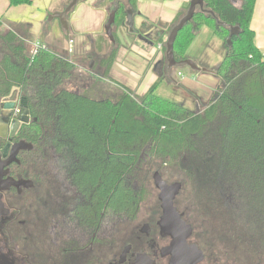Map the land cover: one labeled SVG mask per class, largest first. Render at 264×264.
Returning a JSON list of instances; mask_svg holds the SVG:
<instances>
[{"label":"trees","instance_id":"1","mask_svg":"<svg viewBox=\"0 0 264 264\" xmlns=\"http://www.w3.org/2000/svg\"><path fill=\"white\" fill-rule=\"evenodd\" d=\"M136 1H128L132 11H136ZM7 2L9 7H17L29 6L32 0ZM105 2L109 13L115 14L114 41L108 54L97 62L102 68L100 78L95 77L80 92L63 89L61 85L76 71V57L82 60V54L59 56L45 47L31 56L23 38L1 30L0 21L1 96H7L13 87L20 90V107L35 114V128L41 129L37 132L45 134L56 156L62 152L59 144L67 142L80 144L73 147L76 155L69 157L97 159L95 176L99 182L111 181L115 206L117 200H122L117 198V193L124 191L125 179L129 184L127 205L135 206L144 200L143 187H137L135 182L144 161L155 162L160 167L182 164L202 178L203 191H218L217 176L222 174L241 184L242 190L260 191L264 185V54L255 46L249 26L255 0H240L239 6L229 0H203L204 7L225 26L198 11L178 32L173 44L177 65L186 59L185 54L202 27L212 30L224 41L222 61L214 70H207L218 83L208 103L200 109H189L157 96L164 80L161 76L140 96L105 80L118 51L120 40L116 30L124 23L126 10L123 1L100 0L98 4ZM188 6H184L173 24ZM229 27L239 29L238 35L232 36L230 46L226 43ZM63 36L68 37L66 32ZM162 52L165 65V44ZM99 88L107 97L96 98L98 93L93 90ZM210 134L218 138L214 148L200 142ZM204 151L214 152L213 158L217 159L209 177L203 168L205 165L200 163ZM197 170L202 172L201 176L195 174ZM133 192L141 194L135 198Z\"/></svg>","mask_w":264,"mask_h":264},{"label":"flooded vegetation","instance_id":"2","mask_svg":"<svg viewBox=\"0 0 264 264\" xmlns=\"http://www.w3.org/2000/svg\"><path fill=\"white\" fill-rule=\"evenodd\" d=\"M119 1L129 6V0ZM144 25L132 31L149 32L154 40L159 26ZM1 84L0 264H264V185L247 192L230 176L218 175V191H203L199 205L191 196L183 208L177 201L183 183L162 179L182 185L174 206L190 236L176 245L158 225L162 212L153 180L152 207L143 206L147 200L127 205L126 179L115 206L111 181L95 176L98 160L69 157L80 144L67 142L59 144L56 156L45 134L37 132L35 114L20 107V90L13 87L2 97Z\"/></svg>","mask_w":264,"mask_h":264},{"label":"crops","instance_id":"3","mask_svg":"<svg viewBox=\"0 0 264 264\" xmlns=\"http://www.w3.org/2000/svg\"><path fill=\"white\" fill-rule=\"evenodd\" d=\"M70 0H32L29 6L9 7L7 0H1L4 11L0 13L1 30L12 31L26 42L30 52L31 45L37 43L47 47L59 56L101 53L108 54L113 42L105 35L104 24L109 14L107 2L98 4L97 0H82L67 15L66 28L59 21H47L49 14L63 11ZM190 0H137L134 13V28L144 24L158 25L157 37L149 32L143 35L130 32L124 27L123 32L116 34L120 40L116 57L109 68L105 80L120 88H127L136 95H143L161 76L164 78L158 89H161L169 101L189 109L203 107L199 102H208L214 92L218 79L207 70H214L216 65H209L196 56H192L198 37L206 28L202 27L194 36L187 50L186 59L192 60L199 71L189 70L184 73L185 65H176L168 69L164 65L162 46L167 40L170 29L174 26L175 17ZM126 9L130 8L125 5ZM8 18L4 19V16ZM144 25V26H145ZM250 29L254 33V44L264 54V0H255ZM64 30V32L62 31ZM68 35L67 39L63 34ZM149 36H151L149 38ZM161 46L160 48L158 46ZM100 57V58H101ZM92 63V62H90ZM101 76V67L97 64ZM97 78H100L97 76ZM143 88L142 91L140 89ZM197 103V104H196ZM204 103V104H205ZM205 106V105H204Z\"/></svg>","mask_w":264,"mask_h":264},{"label":"rangeland","instance_id":"4","mask_svg":"<svg viewBox=\"0 0 264 264\" xmlns=\"http://www.w3.org/2000/svg\"><path fill=\"white\" fill-rule=\"evenodd\" d=\"M235 5L239 6L240 4H235ZM2 11H4V8L1 5V0H0V13H2ZM3 18L6 19L8 18V16L5 15ZM1 33L4 32L1 31ZM27 46L28 45L26 44V48ZM69 54L68 56H70ZM224 55H225L224 41L220 37L215 35L212 30L209 29H206L204 33L200 34L196 46L192 52V56H196L199 60L212 66L213 65L217 66L218 64H220ZM101 56H102L101 53H95V54H88L86 56H82L83 58L82 60L80 59L78 60L76 57V64H77L76 71L72 73L73 75L68 81H65V83L61 85V88L73 92H80L82 91V87L84 86L89 87L93 83V81H95V77L100 76L99 74L100 71L97 68V62ZM162 56L164 57L163 52H162ZM182 71L184 73H188L189 72L188 67L184 66L182 68ZM142 90L143 88L140 89V91ZM93 91L94 93H98L96 95V98H100L101 96L106 95L105 93H101L102 91L101 88ZM156 95L168 100V98H165L168 95H165V93L161 89H158ZM204 103L199 102V104H202L203 106L206 105L208 102L205 104ZM200 142H202V144H206L205 147L207 146V148H214L218 143V138L210 134L209 136H204L200 140ZM218 149L219 147L216 148L217 153L219 151ZM201 156L202 157H200L201 158L200 163H203L205 165L203 168L206 171V175L209 177L211 170L213 169V165H215L217 162V159L215 160L213 158L215 157V153L213 152L212 154H210V151L208 152L204 151L202 152ZM194 164L196 163L194 162ZM201 168L202 167H199V169ZM155 171L159 172L162 179L165 180L167 183H172L175 181H181L183 183V189L181 190L179 196L177 197V201L180 207L184 208L186 206H189L191 196H194L197 205L201 203L203 184H204L202 178L200 177L198 178L197 176L193 175L187 168H185L182 164L179 163L171 166L160 167L155 162L144 161L141 167L138 169L135 178L137 187L140 185H142L143 187L144 196H145L144 201L147 200L148 202L147 204L144 203L143 206L152 207L154 205V200L156 201L157 192L152 184V179H151V175ZM201 173H202L201 171L197 170L195 174L201 176L200 175ZM192 176H194L195 178L194 180H192ZM151 198L154 199L153 202L150 204L149 200Z\"/></svg>","mask_w":264,"mask_h":264},{"label":"water","instance_id":"5","mask_svg":"<svg viewBox=\"0 0 264 264\" xmlns=\"http://www.w3.org/2000/svg\"><path fill=\"white\" fill-rule=\"evenodd\" d=\"M78 1L79 0H71L63 11L49 14L46 20L51 21L53 19H56L59 21L62 28H66L67 15L71 10L75 8ZM198 11L209 14L210 16H212V18L215 19L217 24H222L223 26H225V24L219 22L212 11L204 8L203 0H190L187 10L178 19L177 23L174 24V26L170 29L167 40L165 42V60L168 63L169 69L177 65L173 54V44L176 36L178 32L181 31V29L185 26V24L189 22L194 14ZM114 16V12H111L103 28L105 35L111 42L114 41L112 36ZM124 24L127 25L129 31L133 30L135 22L133 19V11L131 9L125 10V21L122 25L118 26L117 29L122 28ZM238 33L239 29L237 27L228 28V36L226 38V43L228 46L231 45L232 36H236L238 35ZM181 64L187 66L190 70L193 71L199 69L197 65L189 59H185L183 62H181ZM7 107L13 108V104H8ZM24 113L26 114L27 111L25 110ZM152 180L155 188L158 191V200L160 202L162 212L158 222L161 232L164 235L171 237L175 241L176 245H185L186 240L190 236V227L182 221L174 206V199L181 190V183L176 182L173 184H167L162 180L161 176L157 172L153 174Z\"/></svg>","mask_w":264,"mask_h":264},{"label":"built area","instance_id":"6","mask_svg":"<svg viewBox=\"0 0 264 264\" xmlns=\"http://www.w3.org/2000/svg\"><path fill=\"white\" fill-rule=\"evenodd\" d=\"M31 47H32V48L30 49V55H31V56L35 55L39 49H44V48H45L44 46H41V45H39V44H37V43H33V44L31 45ZM158 47L160 48L161 46L159 45ZM18 111H19V106H16V108H15V112L18 113Z\"/></svg>","mask_w":264,"mask_h":264}]
</instances>
